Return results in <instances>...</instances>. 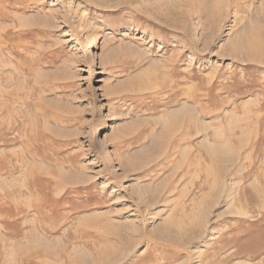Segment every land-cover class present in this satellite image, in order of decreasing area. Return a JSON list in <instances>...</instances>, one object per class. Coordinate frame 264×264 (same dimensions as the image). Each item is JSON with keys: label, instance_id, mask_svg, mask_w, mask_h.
<instances>
[{"label": "rangeland", "instance_id": "obj_1", "mask_svg": "<svg viewBox=\"0 0 264 264\" xmlns=\"http://www.w3.org/2000/svg\"><path fill=\"white\" fill-rule=\"evenodd\" d=\"M0 264H264V0H0Z\"/></svg>", "mask_w": 264, "mask_h": 264}]
</instances>
